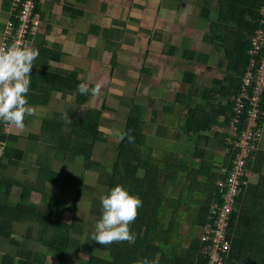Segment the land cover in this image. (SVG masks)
Here are the masks:
<instances>
[{
    "label": "trees",
    "instance_id": "1",
    "mask_svg": "<svg viewBox=\"0 0 264 264\" xmlns=\"http://www.w3.org/2000/svg\"><path fill=\"white\" fill-rule=\"evenodd\" d=\"M163 1H169L171 5L178 7H182L183 2V0ZM148 6L149 3H147V10ZM263 6L264 0H222L217 5L213 23L210 19L212 11L203 8L202 17L206 18L210 29L214 32L215 41L228 44L225 53L229 62L227 76L230 77L231 82L221 89H209L205 92L204 98L207 99L208 105L206 110L193 107V103H189L185 98L186 95L178 96L176 103L184 111L185 116L182 117L186 119L183 128L194 145L191 148L194 156H198L201 151L200 156L203 157L205 149L200 148L201 145L210 146L213 136L218 137L217 135L221 138L216 145H219L221 149H224L225 145L229 148V140L233 138L231 135L233 123L239 130V134L247 127L246 113L241 116L239 123L234 122L237 116L235 102L242 94L243 79L252 62L255 60L258 64L262 63L264 52L252 55V51L254 50L253 40L259 30L264 27L261 13ZM157 7H159L158 0ZM184 8L178 9L184 10ZM155 10L156 8L152 12L160 15V7L158 12ZM120 45V43L113 44L114 47ZM207 63V59L202 61L204 66ZM32 70L34 71L31 72L39 71V69L36 70L34 63ZM143 72L145 73L146 70L144 69ZM77 79L76 74H70L67 77L49 75L47 83L53 92L64 95L76 94L80 104L84 105L92 95L90 93L82 95L77 91V86L80 84ZM184 82L194 84V75L187 74ZM91 87L93 86L89 88ZM195 90L196 88H192L189 92L192 97L199 92V90L194 92ZM213 95L221 99L219 104L214 105L211 102ZM226 99H228V105L223 106L222 102ZM145 107L142 102L134 99L128 109L125 108L127 109L124 114L126 124L122 133L128 132L134 137V141L130 143L128 136H125L123 140L119 139L116 145L104 149L105 153L102 154L104 160L111 162L106 194L119 184L142 201L138 215L130 225L131 231L136 235L134 243L125 241L105 246L91 239L89 248L82 249L81 243L74 240L72 235L74 230L84 229L85 220L79 218L77 206L86 190L87 172L102 167L101 161L97 160L100 152L96 150L99 145L108 142V136L100 130L102 112L68 111V119L62 117V121L58 122V128L55 129L59 143L54 141L53 144L46 138V142L56 147L70 164L78 159L83 161L81 164L83 173L80 176L66 172L65 169L46 172L50 176L49 181L56 184L67 176V182L73 181L76 187V198L73 201L64 195L66 197L62 196L57 204H54L52 199L54 194L48 196L51 198L47 207L51 211L60 210L59 213H65L66 220L49 218L50 210L47 211L45 205L40 207L15 205L12 206V210L15 220L18 216L26 218L31 215V218L43 224L45 232L40 243L49 251V255L58 257V264L63 263L69 250L83 252L87 258L86 264H135L137 260L144 259L154 264H209L213 255V249L211 252L213 241L202 240L199 231L195 235H190L189 245L183 247L182 234L177 232L176 228L183 222L181 212L186 214L195 210L197 215L193 224H198L203 230H206L208 225L216 227L227 191V188L221 189L217 183L219 180L226 182L230 176L229 171L232 165L229 161L230 155L227 153V159L223 165L214 163L211 157L202 159V163H196L194 158L170 163L156 158L155 150L148 141L149 134L145 132ZM104 111L114 112L108 108ZM173 111L172 109L171 113ZM259 125H264L263 116L260 118ZM216 126L223 128L224 131L220 132L221 136L220 133H214ZM163 127L165 130L169 129L167 126ZM8 137L2 135L1 139L7 142ZM259 146V151L253 152V155L246 160L245 171L240 179L242 190L236 197L234 209L229 215V227L223 238V241L228 242L229 250L222 252V244H220L218 246L220 250L215 251L221 255L223 264H264V139ZM257 162L259 164L256 168L254 166ZM222 168L224 169L220 173ZM249 171L260 174L258 183L251 181ZM139 172H145L143 177L140 178ZM160 175H167V178L161 181ZM181 177H186L189 183L182 187L181 196L175 197L172 195L173 188L177 179ZM24 189L31 193L32 189L27 187ZM42 198L46 201L47 194ZM90 231L88 235L91 238L93 230ZM28 237L32 236L29 234ZM176 238L178 239L175 240ZM162 244H167L166 249Z\"/></svg>",
    "mask_w": 264,
    "mask_h": 264
},
{
    "label": "rangeland",
    "instance_id": "2",
    "mask_svg": "<svg viewBox=\"0 0 264 264\" xmlns=\"http://www.w3.org/2000/svg\"><path fill=\"white\" fill-rule=\"evenodd\" d=\"M220 1L222 0H183L181 5L182 7L171 5L169 1H164V3L162 4H168L170 7H166L170 9L162 8L160 11V16L156 14L158 19L156 20L154 16V13L156 12L153 13L154 18H148L146 15L150 16L149 12L154 11L155 8V11L158 12L159 7H157L156 4L157 0H143L144 9L145 7H147L146 3H149L148 13L144 12L142 15V20L137 24L132 23L130 20L120 22V19H117L115 23H107V21L106 23H104L105 19L100 21V26L105 24L107 27H109V32H111L112 28L116 30L115 26H117L118 33H121L122 30L124 36L127 38L123 43H121L120 48H115L113 47V44L111 45V55L110 57L106 56L108 60L100 61V58L103 57L102 54L105 55V53L107 52V43L106 41L102 40L101 37L96 40L94 38L91 39V41L85 45L84 52L78 57L74 56L73 53L72 55L68 54L66 51L63 53V58L59 67H63V69H66L67 75L76 74L78 76L77 80L80 83H87L89 87L95 86L96 82H102L103 87L101 89V95L98 97L92 96L91 99L84 105L80 104L76 94L63 95L64 101H62V103L64 104V109L62 111H58L56 108L55 111L51 112L36 107L35 114H41L44 119H46V117L48 118L44 122L37 121L36 124L41 125L40 131H37V134L29 132L28 136H26V139H39L41 137H46L50 139L53 144L54 141H57V143H59L57 140L58 136L55 133V129L58 128L59 124L58 117H64L66 115L65 113H68V111L70 110L81 112H102L100 130L105 132L108 136V142L102 143L101 145H99V148L97 147L96 149L100 152L98 154L97 160L101 161L102 167L100 169L94 168L93 170L87 172V185L85 187L86 190L84 192V195L80 198L77 206V214H79V218L85 220L84 229L74 230L72 232L73 239L81 243L82 249L89 248V240L91 241V238L88 234L89 232H91L90 230L94 231V225L98 221L100 215V197L106 194V191L108 189L107 185L110 176L111 162L109 160L107 161V159L104 160V158H102V154L105 153L104 149H109L110 146H114L119 142L120 135L126 124V118L124 117V114L125 111H127L128 106L132 100L135 99L138 101H143L144 105L146 106L145 132L149 133L148 141L155 150L154 155L156 158H159L160 160L167 163L179 162L180 160H188L194 158L196 163H202V159L211 157L214 163H218L219 165H223L225 163V159H227L228 147H226L225 145L224 149H221L219 145H216L221 138L219 137V135H217L218 137L213 136L210 146H206L205 144L201 145L200 148L205 149L203 157L200 156L201 151L199 152L198 156L193 155V153L191 152V148H193L194 145L191 142L190 137L186 133L185 129L183 128L186 117L183 119L182 116H185L184 111H182L180 107H177V103L173 107L174 111L172 112V114H155V111L157 109L159 111L165 112V110L160 108V106L158 105L160 104L161 100L163 101L166 99L167 89L171 88L173 91H177L180 87L179 83L177 82H182L187 75L185 74V77L183 78V74L181 72H179L178 70L175 71L174 69H172L170 64H166V59L168 60V58L164 57L163 55V51L167 50L164 46L166 44V38H159L157 40L158 37H160L162 34H165L166 27L162 23V21L164 20L167 21L168 26L175 25L176 27L177 23L181 22L179 27H182V21H184V19L187 20L189 17V23L194 24L191 26L194 28V34H190L192 35L193 39H200V43L198 45L199 50H197V53L203 55H200L199 58H201L202 61L205 59H207L208 61L207 65L202 67L204 72L197 70V73L203 74H201V76H199V74L198 76L196 75L197 77H195L194 86L185 87L186 92L188 90L185 98L189 103H193V107L201 110L208 109L206 101L207 99L204 98L205 92L209 91V89H221L231 82L230 77L227 76L229 62L225 53L228 44L226 41V44H222L221 42L213 40L212 34L214 32L210 29V25L208 24L206 18L202 17L203 7L206 9H210L212 11L210 19L212 20L211 23H213L214 16L216 15L215 12H217L216 8L217 5H219ZM121 4L122 2L120 0H105L102 9L115 15L120 10ZM183 7H185L184 10H181L183 9ZM76 15L80 16L78 15V13ZM187 22L188 21H185L184 23ZM116 23H120V25H116ZM88 24L89 22L84 23V27L86 26V29L87 26H89ZM93 28L95 30V27ZM136 34H138V36L137 38H134V35ZM178 42H181V47L184 46V49L187 48L188 50L190 48H193L191 47V43L189 41L183 42L181 39H179ZM79 45L81 44L79 43ZM209 45L211 48L209 47ZM176 46L175 48L177 49V52L176 50L175 52L179 56L171 59V62H175V59L182 60L180 59V53L182 52V49H180L179 45ZM74 47L75 44L72 46V50L74 49ZM96 52L98 54H96ZM217 53H219V55H217ZM207 55H209V59L207 58ZM119 57L120 59L118 60ZM142 63L144 64L142 65ZM149 63H152L153 66ZM147 66L151 67L148 72V77L143 74V69ZM165 66L166 68H164ZM180 70H182V68ZM152 80H154L153 82L156 83V86L154 84L152 86L150 85ZM146 84L148 85V87H145ZM192 88H196V90H199V95L197 94L192 97L189 94ZM220 100L221 99L219 97H215L213 95L211 102L214 105H217L220 103ZM227 100L228 99L222 102L223 106L228 105ZM165 107L167 108V110L172 111V109H170L171 107H169L167 103H165ZM105 108L111 109L114 112L104 111ZM125 108L127 109L125 110ZM173 118L174 123H177V125L173 123ZM163 126H169V130H165ZM12 130L13 127H11L7 136L12 134ZM27 130L28 128L24 129V135L26 134ZM232 130L233 129L231 127V131ZM221 131H224L223 128H220L218 126L214 127V133L219 134ZM46 143L47 144L42 143V145L39 147L40 151H42L45 156L43 157V159H41V157H39L38 159L34 158L33 160L21 159L18 154H14V158L10 156L13 163L10 166L11 169L9 170V173L12 177L11 179L18 181L17 185L19 186V188L15 189L16 197L13 198V200L18 201L20 200L19 197L22 195V186H28L25 184V182L22 181L23 177L26 176V170L17 169L14 162L18 160L20 162H23L24 164H33L40 159L38 161L39 165L33 167H35L36 169L41 168V179H43V181L39 186L37 185V189L41 190V192L31 198L29 204L35 207L45 205L48 211L50 209L47 206L49 203V199L51 198L48 197L49 195L54 194L52 198L54 200V204H57L59 199L64 195L74 200L76 198V187H74L73 181L67 182L66 175V178L64 180L60 179V182H57L54 185L51 183V181H49L50 176L46 172H49L50 170L61 171L62 169H65L66 172H71L75 175L80 176L83 173V168L81 166L83 161L81 159H78L70 164V162H68V160H65L62 154L58 152L56 147H53L49 142ZM8 149V143H6V148L0 161V166L1 164L8 163L9 161V158L5 156L6 152V155L8 154ZM101 150H103V152ZM64 163H67V165H64ZM258 164L259 162H257L254 167L257 168ZM33 167L29 169V173H33L36 171V169H34ZM223 169L224 168L220 170V173H222ZM144 173H138L140 178L143 177ZM163 173L165 174L166 170ZM248 175L251 177V181H253L255 184L259 182L260 174L256 173L255 171H251L248 173ZM159 178L161 181H163L165 178H167V175H160ZM188 183L189 181L186 179V177L178 178L176 185L173 188L172 195L175 197H180L182 194V187L187 185ZM32 185L36 186L34 183H32ZM45 194H47L46 201L44 198H42ZM59 211L60 210H50L49 218H64V220H66V214L61 212L59 213ZM195 211H189L186 214L181 212L183 222L177 225L176 229L177 232H180L182 234L181 245L183 247H187L189 245V242L191 240L190 235H195L196 232L200 231L202 240L205 239V229L203 230L198 224H193L197 215ZM30 216L31 215H29L28 217L26 216V218H28L27 220L33 221V218H31ZM15 221L18 222L17 219ZM40 225L44 229L43 224L40 223ZM207 228H211V226L208 225ZM24 233L25 231L23 230L21 235L15 236L14 240L16 244H26L25 242H27V244L30 246L37 244L36 236H33L36 237L33 239V241L26 240L23 235ZM29 234L31 235V231L27 235ZM85 239L87 241H85ZM177 239L178 238H176L175 240ZM162 246L164 247V249H166L167 244H162ZM82 253L77 250H69L66 254V259L63 264H86V255ZM213 255H216L214 249ZM35 256L36 260L33 262H28V264L59 263L58 257H53L51 255L45 257L44 252H41L40 249H38V251L35 253ZM30 258H32V255H30Z\"/></svg>",
    "mask_w": 264,
    "mask_h": 264
},
{
    "label": "crops",
    "instance_id": "3",
    "mask_svg": "<svg viewBox=\"0 0 264 264\" xmlns=\"http://www.w3.org/2000/svg\"><path fill=\"white\" fill-rule=\"evenodd\" d=\"M120 1L122 2L121 8L115 15L102 9L105 0H44L39 5L37 12L40 16V25L38 27L37 33L35 34L36 36L31 40V46L39 50V55L33 62L35 64L36 70L39 69V71L31 72V84L29 87V92L27 94L29 105H31L34 109H36L37 107L45 111L53 112L57 108L58 111H62L64 109V104L62 103V101H64V94L51 91L50 86L47 83V77L49 75L52 77H54L55 75H59L61 77L69 76L66 74V69H63V67H59L63 58V53L66 51L68 54L72 55L73 53L74 56L78 57L84 52L85 45L90 42L91 39L94 38L96 40L101 37L102 40L106 41L108 45L106 44L107 52L105 53V55L102 54L103 57L100 58V61H106L108 60L106 56L110 57L111 55V45L117 43L121 44L127 38L124 36L122 30L121 33H118L117 26H115L116 30L112 28L111 32H109V27H107L105 24L100 26V21L105 19L104 23H106V21L107 23H115L117 19H120V22L130 20L132 23L137 24L142 20L143 13H148L147 7H145L144 9L143 0ZM158 1L160 9H170L167 8L169 6L168 4H162L164 3L163 0ZM13 2L14 0H0V21H2L0 22V42L3 43L5 31L7 30V24L9 23V20L13 16H15V8ZM77 13L80 16H77ZM149 13L150 16L146 15L148 18H154L155 16V19L158 20L156 15L157 13ZM189 20V17L187 20L184 19V21H182V27H179L181 22L177 23L176 27L175 25L168 26L166 20L162 21V23L166 27L165 34H162L157 38V40L159 38H166V44L164 46L167 50L163 51L164 57L168 58V60L166 59V64H170L172 69H174L175 71L178 70L179 72H181L183 74V78L185 77V74H193L194 77H197L198 74L199 76H201V74L203 73H197V70L204 72V70L202 69L204 65L202 64L201 58H199V56L203 54L197 53V50H199L198 45L200 43V39L192 38V35L190 33L194 34V28L191 27L194 24L189 23ZM185 21L188 22L184 23ZM88 22L89 26H87L86 29V26L84 27V23ZM116 25H120V23H116ZM93 27H95V30ZM137 36L138 34L134 35V38H137ZM212 36L213 40L215 41L214 33L212 34ZM179 39H181L183 42L189 41L191 43V47L193 48H190L188 50L187 48L184 49V46L181 47V42H178ZM79 43L81 45H79ZM74 44L75 47L72 50V46ZM176 45H179L180 49H182V52L180 53V59L182 60L175 59V62H171V59L179 56L178 54H176ZM115 48H120V46ZM96 54L98 53L96 52ZM217 55H219V53H217ZM207 58L209 59V55H207ZM119 59L120 57L118 58V60ZM143 64L144 63H142V65ZM149 64L153 66L152 63ZM55 65H57L58 67ZM164 68H166V66ZM179 68H182V70H180ZM144 69L146 70V72H143V74L148 77V72L151 67L147 66ZM153 81L154 80H152L150 85L152 86L154 84L156 86V83H154ZM177 83H179L180 85L179 89L177 91H173L171 88L167 89L166 99L163 101L161 100L160 104L158 105L160 106V108L165 110V112L159 111L157 109L155 111L156 115H161V113H171V111L167 110V108L165 107V103H167L168 106L171 107L170 109L174 110L173 107L176 104L178 96L186 95L188 92V90L186 92L185 87L194 85L187 84V82L185 83L184 80ZM145 87H148V85L146 84ZM194 92H197V90H195ZM136 101L138 102V100ZM139 102H142L144 104L143 101ZM177 107L180 106L177 105ZM65 114L66 115L64 117L67 118L68 113ZM47 118L48 117H46V119ZM43 119L44 117L41 114L27 116L25 118V128H28L26 134L24 135L23 133L25 128L23 130H18L13 127L12 134L9 135L8 142H6L8 143L9 149L8 154H5V156L9 158V161L8 163L1 164L0 166V264H28L27 262H33L36 260L35 253L38 251V249H40L41 252H44L45 257L49 255V251L40 243V239L45 232L40 223L36 222V219L34 218L33 221H30L27 220L28 218H25L23 216H18V222H16L12 210V206L15 205H30L29 201L31 200V198L41 192V190L37 189V185L39 186L43 181V179H41V168L36 169L35 167H33L39 165L38 161L40 159L33 164H24L23 162H20L18 160L14 162L16 164V166H14L17 167V169L26 170V176L23 177L22 181L25 182V184L28 186L27 188L32 189L31 193H29L25 191L24 187L26 186L23 185L21 188L22 195L20 197L17 195L20 199L18 201L13 200V198L16 197L15 189L19 188V186L17 185L18 181L11 179L12 177L9 173V170L11 169L10 166L13 163L10 156L14 158V154H18L21 159L33 160L34 158L38 159L39 157H41V159H43V157H45L43 152L40 151L39 147L42 145V143L47 144L46 137H41L39 139H26V136H28L29 132L37 134L40 131L41 125H37L36 122H44L46 120ZM59 121H62V117H58V122ZM174 124L177 125V123ZM31 167L36 169V171L33 173H29V169ZM32 183H34L36 186H33ZM51 183L55 185V183ZM67 199L73 200L70 197H67ZM23 230L25 231V233L23 234L25 239L33 241V239L37 237V244L32 246L28 245L27 242H25L26 244H16L14 240L15 236L21 235ZM30 231L32 238L29 239L27 234L30 233ZM30 255H32V258H30ZM65 259L63 263L65 262Z\"/></svg>",
    "mask_w": 264,
    "mask_h": 264
},
{
    "label": "built area",
    "instance_id": "4",
    "mask_svg": "<svg viewBox=\"0 0 264 264\" xmlns=\"http://www.w3.org/2000/svg\"><path fill=\"white\" fill-rule=\"evenodd\" d=\"M44 0H14L15 16H13L7 24L5 31L4 43L10 45L13 42H30L35 37L40 25V16L37 9ZM262 22L264 25V6L262 8ZM30 41H29V40ZM254 50L252 55H258L264 52V27L259 30L257 36L253 40ZM264 55L262 63L258 64L255 60L252 62L246 76L243 79L242 94L236 99L235 111L237 117L235 124L241 121V116L247 114V127L239 134L236 125H232L231 135L235 139L229 140V148L227 153L230 155L232 163L229 171V178L226 182L219 180L217 185L221 189L227 188L225 193V203L219 213V219L216 227L207 228L205 230V241H213L211 249L220 250L218 247L222 244V252L229 250L227 241H223L224 234L229 227V215L234 209L236 197L240 194L241 177L245 171L246 160L258 152L259 143L264 139V125H259L261 116L264 117ZM11 126H6L0 121V161L6 148V141L2 140V135L9 133ZM238 136V139H236ZM251 172V171H249ZM209 264H223L221 255L211 256Z\"/></svg>",
    "mask_w": 264,
    "mask_h": 264
},
{
    "label": "clouds",
    "instance_id": "5",
    "mask_svg": "<svg viewBox=\"0 0 264 264\" xmlns=\"http://www.w3.org/2000/svg\"><path fill=\"white\" fill-rule=\"evenodd\" d=\"M38 55L39 50L32 47L30 42L17 41L10 45L0 42V121L6 126L23 130L25 118L35 114V109L28 103L27 94L33 62ZM102 87V82H96L91 88L87 83H80L77 91L82 95L90 93L98 97ZM125 136H128L130 143L134 141L128 132L121 133L120 139L123 140ZM141 206V199L130 194L123 185L111 188L100 197L101 215L94 225L91 239L105 246L125 241L134 243L136 235L130 225L135 221ZM135 264L154 262L144 259L137 260Z\"/></svg>",
    "mask_w": 264,
    "mask_h": 264
}]
</instances>
